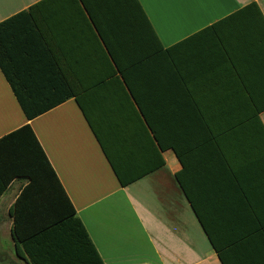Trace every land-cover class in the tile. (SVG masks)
I'll return each mask as SVG.
<instances>
[{"label":"crops","instance_id":"1","mask_svg":"<svg viewBox=\"0 0 264 264\" xmlns=\"http://www.w3.org/2000/svg\"><path fill=\"white\" fill-rule=\"evenodd\" d=\"M253 1L138 0L159 44L122 74V93L75 87L92 126L75 97L29 121L0 69V139L31 126L104 264H264V98L247 89L264 74V0L261 15ZM22 12L37 21L24 35L36 63L52 57L76 79L75 0H0V23ZM26 185L0 197V264H30L11 212Z\"/></svg>","mask_w":264,"mask_h":264},{"label":"trees","instance_id":"2","mask_svg":"<svg viewBox=\"0 0 264 264\" xmlns=\"http://www.w3.org/2000/svg\"><path fill=\"white\" fill-rule=\"evenodd\" d=\"M75 3L83 35L80 62L75 63L76 71L75 66L70 67L76 79H66L62 74L59 78L56 70L60 72L61 65L53 62L51 55L52 62L36 63L41 50L27 48L24 36L30 28H37L30 12L0 23V69L29 121L72 97L82 108L74 95L77 85L102 84L122 93V74L127 81L125 73L134 70L153 43L159 44L138 0ZM245 9L261 15L256 0ZM243 12L233 16H244ZM228 20L231 18L224 21ZM262 22L264 25V19ZM88 74L93 79H87ZM252 82L253 87L248 82V92L252 88V99L261 102L264 74ZM83 113L92 126L87 113ZM14 181L27 183L11 211L18 256L30 264H104L30 125L0 139V197Z\"/></svg>","mask_w":264,"mask_h":264}]
</instances>
